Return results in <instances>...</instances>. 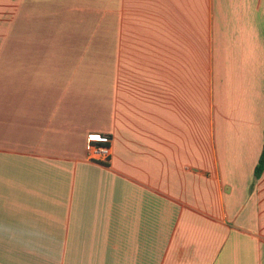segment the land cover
<instances>
[{
    "label": "crops",
    "instance_id": "obj_1",
    "mask_svg": "<svg viewBox=\"0 0 264 264\" xmlns=\"http://www.w3.org/2000/svg\"><path fill=\"white\" fill-rule=\"evenodd\" d=\"M263 144L264 0H0V264H264Z\"/></svg>",
    "mask_w": 264,
    "mask_h": 264
},
{
    "label": "built area",
    "instance_id": "obj_2",
    "mask_svg": "<svg viewBox=\"0 0 264 264\" xmlns=\"http://www.w3.org/2000/svg\"><path fill=\"white\" fill-rule=\"evenodd\" d=\"M110 156L108 137H101V141L89 145L88 157L90 160L99 163H107Z\"/></svg>",
    "mask_w": 264,
    "mask_h": 264
},
{
    "label": "trees",
    "instance_id": "obj_3",
    "mask_svg": "<svg viewBox=\"0 0 264 264\" xmlns=\"http://www.w3.org/2000/svg\"><path fill=\"white\" fill-rule=\"evenodd\" d=\"M263 171H264V144L258 162L254 168V178H259Z\"/></svg>",
    "mask_w": 264,
    "mask_h": 264
}]
</instances>
